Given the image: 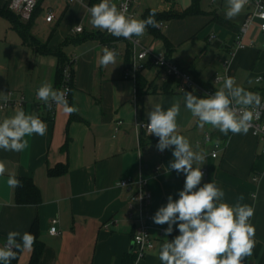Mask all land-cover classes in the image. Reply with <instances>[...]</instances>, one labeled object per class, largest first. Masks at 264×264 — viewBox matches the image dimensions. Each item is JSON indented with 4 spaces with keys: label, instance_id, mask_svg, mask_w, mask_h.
Wrapping results in <instances>:
<instances>
[{
    "label": "crops",
    "instance_id": "obj_1",
    "mask_svg": "<svg viewBox=\"0 0 264 264\" xmlns=\"http://www.w3.org/2000/svg\"><path fill=\"white\" fill-rule=\"evenodd\" d=\"M10 1L0 0V7L9 6ZM121 1L111 0L117 8ZM44 2L46 0H41L40 7L44 12L41 23L51 30V35L47 41L37 31L36 36L52 52L34 53L22 44L27 64L33 54L29 81L22 74L11 76L10 66L0 63V72L6 74L7 81L19 82L13 88H21L19 91L26 99L22 106L0 111V122L23 110L26 114L36 115L47 126L45 135L25 137L29 146L22 152L0 149V161L7 169L0 176V231L23 234L29 232L36 219L39 238L44 244L39 264H124L126 257L133 255L135 222L129 212L131 205L133 209L137 208L133 197L138 190V180L142 178L144 188L152 194V216L160 207L166 206L169 195L174 200L179 198L185 182L184 173L177 174L168 167L173 160L174 146L158 151L159 138L144 129H137L135 123L148 122L146 113L154 104L160 103L166 110L179 101L178 134L187 138L194 150L198 144L206 153L203 165H193L201 166V171H205L200 186L213 182L224 191L223 202L235 206L238 197L243 196L239 202L254 208L250 222L255 227V246L252 256L247 257L244 264H264L263 143L250 131L246 134L229 132L225 136L211 125L201 129L198 118L184 107V91L177 89L175 80L172 89L164 91L163 85L168 79L163 80L164 71L154 66L146 68L152 75L142 74L153 87L137 103L136 79L124 75L127 42L116 41L115 46L121 54L116 57L115 64L102 67L99 59L107 41L105 30L93 26L83 27L82 32L75 30L82 23L90 22L87 7L91 0H83L84 4L47 0L43 7ZM100 2L98 0L96 4ZM137 3L136 19L141 20L146 8L180 12L191 7L193 1L138 0ZM226 8L227 0H200L198 13L163 21L160 29L171 48L164 40L154 38L146 31L139 38L153 52L168 54L173 62L204 86L213 85V78L225 73L223 62L230 60L227 75L235 79L237 86L259 93L263 98L264 79L251 85L249 80L254 81L257 76L264 78V32L258 24L251 25L241 39L245 47L237 48V34L253 6L246 5L241 14L231 20L225 19ZM48 11L55 15L51 22L46 21ZM218 19L232 26L227 27ZM83 35L89 37L78 40ZM213 35L215 38H211ZM60 48L74 62L68 104L78 111L71 115L66 114L62 106L51 111L36 96V90L44 82L58 89L55 81L59 57L54 51ZM154 75L158 77L155 80ZM223 83L217 88L223 87ZM5 96L0 95L3 99ZM119 120L122 121L120 125ZM214 150H217L216 157L212 156ZM58 166H67V171L50 174L49 171ZM158 166L159 170L156 169ZM9 174L18 180L31 178L39 190V203H18L17 188L7 184ZM126 179L131 180V184L121 186ZM53 220H57L59 234L50 232ZM167 227V224L156 225L152 220L151 233L156 246L137 264H161V245L172 237V234L166 237L160 232ZM32 253L33 247L22 250L18 264H29Z\"/></svg>",
    "mask_w": 264,
    "mask_h": 264
},
{
    "label": "clouds",
    "instance_id": "obj_2",
    "mask_svg": "<svg viewBox=\"0 0 264 264\" xmlns=\"http://www.w3.org/2000/svg\"><path fill=\"white\" fill-rule=\"evenodd\" d=\"M249 0H227L225 19H234L241 14ZM87 7V6H85ZM90 13V24L97 29L106 30L114 37L131 40L134 36L141 37L146 29L159 27L155 20V10H150L146 19H135L126 15L127 4L118 10L111 0H101L100 3L87 7ZM117 53L107 46L99 59L102 67L116 63ZM225 68V72H227ZM261 79L249 80V84H259ZM70 89H54L44 82L37 90L36 96L49 109L55 105L62 106L66 114L78 111L69 106L67 93ZM184 107L192 116L198 118V126L203 129L211 125L225 136L246 134L254 119L261 115L262 98L259 93L237 86L233 77L225 76L223 87L213 95L203 97L193 92L184 91ZM179 101L171 107L165 108L156 103L147 111L148 123L143 125L149 135L159 138L156 148L163 152L170 146L173 160L169 162V170L177 174H185V182L179 191V198L168 197L166 206L160 207L152 217L156 225H165L164 235L172 234L176 226L179 235L172 240L165 241L159 251L161 264H244L247 257H251L255 246V227L251 224L254 208L241 204L243 196L238 197L235 206L223 202L224 191L215 183L201 185L204 173L203 165L206 153L196 145L194 150L189 140L178 134L177 117L180 114ZM46 124L36 115L26 114L19 110L14 116L0 122V149L12 152H22L29 146L25 137L37 134L45 135ZM7 171L4 162L0 161V176ZM7 184L10 188L21 187L20 180L9 174ZM53 233L55 229L52 230ZM19 238V242H18ZM35 236L29 232L21 234L9 231L3 246H0V264H11L16 258L17 250L31 249Z\"/></svg>",
    "mask_w": 264,
    "mask_h": 264
},
{
    "label": "built area",
    "instance_id": "obj_3",
    "mask_svg": "<svg viewBox=\"0 0 264 264\" xmlns=\"http://www.w3.org/2000/svg\"><path fill=\"white\" fill-rule=\"evenodd\" d=\"M69 3L78 2L83 3V0H66ZM138 0H122L119 4L118 10L121 8L123 4H127V13L126 15L137 18L138 12L136 11ZM38 0H11L9 3V9L15 12L23 21H27L31 18ZM247 5H252V11L247 15L244 20L239 33L237 34V48H244L245 45L242 43L241 39L246 30L254 24H258V27L264 32V0H249ZM90 7V6H88ZM55 19V15L52 11H48V15L46 16V21L51 22ZM76 32H82L83 26H77ZM105 33L109 36L106 30ZM211 38H215V35L211 36ZM122 40L127 42L128 45L131 46V58L125 66V77L136 78L138 72L147 68L148 64L151 63L152 66L156 68H160L164 71L163 80H167L169 77H173L177 89L180 91L191 90L197 92L204 96L205 94L211 96L217 90V85H220L224 82V78L227 75V72L223 74H218L213 78V85L204 86L193 79L190 73L181 68L178 64L173 62L169 56L165 52H153L150 48L146 47L139 37H133L131 40L125 39L123 37H119L117 40H114L109 43L103 44L104 47H108L109 49H113L116 51L119 56L121 52L115 46L116 41ZM73 61L70 59L69 62L63 69V81L58 90H62L64 88L70 89V81L72 79V69H73ZM230 65V60L223 62V67L227 68ZM228 76V75H227ZM262 80V79H261ZM38 90V89H37ZM36 90V93H37ZM12 93H10L11 95ZM70 91L67 93V100L69 97ZM26 102V99L23 95L16 99H3L0 100V111L6 110L7 108L13 106H22ZM53 106L50 108L53 111L57 105L55 102ZM261 115L259 119H254L252 121L251 127L249 131L252 135L264 145V96L262 98V107L260 109ZM118 125L122 124V121L119 120ZM148 122H136L137 129H144L146 131L147 128L143 125H146ZM207 140L210 139L209 135L206 136ZM218 146V145H217ZM216 146V147H217ZM212 156H217V150L212 152ZM157 170L160 167H156ZM204 173L205 171L202 170ZM131 184V180H123L120 185L123 187H127ZM138 190L136 191L133 201L137 204V208L133 209V205H131V209L129 212V217L132 218L135 222V231L133 234V254L135 255V260L132 264H137L139 260L145 257L150 251H152L156 242L151 233L152 226V213L150 210L151 202H152V194L150 191L144 188V180L140 178L137 182ZM57 220H53V225L50 228V232L52 234H59V229L56 225ZM53 229L55 232L53 233ZM161 233H164V229L160 230ZM3 246V245H2Z\"/></svg>",
    "mask_w": 264,
    "mask_h": 264
},
{
    "label": "trees",
    "instance_id": "obj_4",
    "mask_svg": "<svg viewBox=\"0 0 264 264\" xmlns=\"http://www.w3.org/2000/svg\"><path fill=\"white\" fill-rule=\"evenodd\" d=\"M98 0H91L90 2V7L94 4H96ZM193 4L191 7L187 8L186 10L183 11H158L155 10L156 15H155V20L158 22L159 27H151L149 26L146 29V32L150 33L154 38L157 39H162L166 43L168 48H171L170 43L168 40L164 37V35L161 32L160 25L163 21L171 20L174 18H179V17H184L188 14L192 13H198V3L200 0H192ZM41 0H38L36 8L31 16V18L27 21H23L15 12L11 11L9 7L4 6L0 7V16L5 18L9 23L10 29H14L18 32L22 44H24L26 47L31 49L34 53H51L52 50L48 47L47 44L43 43L40 41V39L32 32V28L35 24V19L39 12L41 11ZM150 10H153V8H146L143 13H142V19H146L149 15ZM218 22L221 24L231 27L232 25L228 23L227 21L223 19H218ZM106 34V33H105ZM91 35V34H90ZM107 35V34H106ZM89 37V35H83L81 38L78 40L83 41L86 40ZM117 37L114 36H109L107 35V41L105 43L112 42L114 40H117ZM54 53L59 57V63L57 67V73H56V87L59 88L62 84L63 81V69L66 66V64L69 62V58L65 55V53L60 49L54 51ZM168 55V54H167ZM126 63L129 62L131 58V46L128 45L127 49V54H126ZM151 63L148 64L147 67H151ZM136 89H137V103H140V100L142 97H144L151 89H152V82H148V80L142 75L141 71L138 72L136 76ZM72 82H73V69H72V79L70 81V91L72 89ZM174 83V78L169 77L168 80L165 82L163 85V90L164 91H169L172 89V85ZM155 91V89H153ZM188 92H193L191 90H186ZM194 95H197V93H194ZM262 96H264V90L261 91ZM199 96V95H197ZM70 97V94H69ZM68 97V100H69ZM75 118V117H74ZM68 143V142H67ZM67 143L65 144L64 147L67 146ZM67 171V166H61V167H56L52 168L49 172L52 175H59L62 173H65ZM22 186L17 187V201L20 204H37L39 203V190L32 181L31 178L27 177H21L19 178ZM39 225L38 221L35 219L31 225V228L29 230V233L33 234L35 236V242L33 244V253L31 256V260L29 264H39L40 258L42 256L43 250H44V244L39 238ZM179 235L178 230H174L172 232V237L171 240L174 238L173 234ZM7 234L0 231V244H4L6 241ZM19 242V238H18ZM1 246V245H0ZM22 250H17L16 252V258L11 261V264H18V259L20 257ZM135 260V255H128L126 257V260L124 264H132Z\"/></svg>",
    "mask_w": 264,
    "mask_h": 264
},
{
    "label": "rangeland",
    "instance_id": "obj_5",
    "mask_svg": "<svg viewBox=\"0 0 264 264\" xmlns=\"http://www.w3.org/2000/svg\"><path fill=\"white\" fill-rule=\"evenodd\" d=\"M47 2V0H46ZM46 2L43 3V7H46ZM8 7V6H7ZM44 12L40 11L35 19V24L32 28V32L36 35V31L40 33V37L45 38L46 41L51 35V30H49L45 24L41 23ZM10 23L3 17L0 16V63L9 65L11 68V76L22 74L26 81H29L31 75L30 63L33 61V54H30V62L27 64V55L25 53V48L21 43L20 36L18 32L14 29L9 28ZM82 26L88 29L92 25L89 23H82ZM155 70V69H154ZM151 70H144L143 75H152ZM152 78L154 80L158 78L154 75ZM15 85H19V82L16 84L10 80L7 81V76L3 72H0V95H7L5 99H16L21 95V88H13ZM10 92L12 93L10 95ZM0 99H3L0 97Z\"/></svg>",
    "mask_w": 264,
    "mask_h": 264
}]
</instances>
